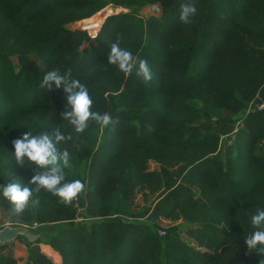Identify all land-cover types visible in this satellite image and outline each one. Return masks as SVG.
I'll return each mask as SVG.
<instances>
[{"label":"trees","instance_id":"trees-1","mask_svg":"<svg viewBox=\"0 0 264 264\" xmlns=\"http://www.w3.org/2000/svg\"><path fill=\"white\" fill-rule=\"evenodd\" d=\"M108 1L0 0V187L12 179L27 185L42 171L27 160L17 165L12 141L28 131L52 136L54 129L72 137L57 145L71 157L65 182L86 185L71 203L42 189L33 196L39 205L18 215L0 192L11 220L42 234L62 257L55 262L23 234L26 262L264 264V255L244 242L252 215L264 209V110L249 108L264 85V0H176L146 18L134 10L167 0H116L129 11L107 15L82 45L86 33L73 21ZM183 4L197 8L190 24L179 19ZM118 39L148 61L150 82L108 63ZM52 70L86 85L91 110L118 123L105 128L90 120L76 133L62 115L71 111L63 85L41 86ZM225 114L242 123L228 143L219 144L218 130L195 128L201 117ZM147 194L154 196L146 200ZM79 199L89 223L58 227L75 220ZM141 217L181 218L196 242L179 231L160 235ZM9 244L0 243V264H18L5 252Z\"/></svg>","mask_w":264,"mask_h":264},{"label":"clouds","instance_id":"clouds-1","mask_svg":"<svg viewBox=\"0 0 264 264\" xmlns=\"http://www.w3.org/2000/svg\"><path fill=\"white\" fill-rule=\"evenodd\" d=\"M196 13L197 8L193 4H183L179 19L184 24H190ZM120 43L118 39L111 44L108 63L117 65L126 75L135 70L137 76L142 77L145 82H150L153 79V72L148 61L137 59L129 50L121 48ZM53 83L57 89L63 85V90L68 94L67 103L71 106V111H65L62 115L74 127L76 133H83L88 128L90 120L105 128L118 123V120H114L109 113L100 114L91 110L92 97L86 85L79 80H70L58 70H52L44 75L41 86L51 89ZM71 138L62 135L59 129H54L52 136L47 133L34 135L28 131L12 141L17 165L24 166L27 160L42 169L31 176L27 185L12 179L0 187L3 197L12 205L14 214H22L30 203L38 206L40 201L38 198L33 199V196L42 189L59 197L64 203H71L85 192L86 185L80 179L65 182L64 168L70 166L71 157L69 151H61L57 145ZM32 185L35 187H31ZM250 226L253 231L244 242L249 251L256 250L264 255V209H257L252 215Z\"/></svg>","mask_w":264,"mask_h":264},{"label":"rangeland","instance_id":"rangeland-1","mask_svg":"<svg viewBox=\"0 0 264 264\" xmlns=\"http://www.w3.org/2000/svg\"><path fill=\"white\" fill-rule=\"evenodd\" d=\"M175 2L176 0H167L164 3L156 2V3H151V4H145L142 7H140L138 10H134V11L138 15L139 18H146L149 15L159 14L163 8L173 5ZM108 5L110 7H108ZM105 8L108 9L107 13L102 12V10ZM119 11H129V9L124 7L118 1L111 0V1H108L107 5L103 6L100 9L98 14H100L99 16H101V18H98L99 21L97 19L96 22H92L88 24L86 19H89V16L91 14L88 16L79 18L77 20H74L72 23V27L80 29L86 33V38L83 40L82 45L94 39L97 33L95 35L93 34L95 33L97 27L99 28L102 26L104 19L107 15L117 13ZM12 59H13L14 64L17 65L18 63H17L16 57L13 56ZM263 99H264V85L258 91L255 97V100L250 104L249 108L250 109L254 108L256 102L263 100ZM225 115H226L225 117L221 116V117H215L212 119L208 117H201L195 122V128L198 130H206V129L218 130L220 132L219 138H218L219 144H221L222 142L224 144L228 143L229 142L228 136L233 137L235 130H237L238 126L242 123L239 124L238 121L231 120L230 115L228 114H225ZM223 123L225 125H223ZM157 166L158 165L156 162L154 161L150 162L151 168H155ZM147 195L148 196L146 197V200H151L152 197L154 196L153 194H147ZM143 201H144V198H143L142 192L140 190H137L135 193V203L141 206L143 204L142 203ZM145 202H148V201H145ZM76 203L78 204V212H77L75 220L68 221V222H60L57 224L58 227L74 226V225H78L80 222H86L87 224L89 223L88 222L89 218L86 216V214H84V206L81 204L82 203L81 199L76 200ZM6 221L13 222L10 218V214L7 211L1 209L0 210V222H6ZM139 221L143 222L144 224L145 223L149 224V227L155 228L160 235L179 231L181 235L183 236V238L187 239L188 241L192 243L196 242L195 240H193V238L188 237L185 234V229L188 227L189 223L187 221H184L181 218L171 219L170 217H155V218L149 219L147 217H141ZM13 225H20V224L13 222ZM47 229L51 231L54 228L52 227V225H48ZM22 235L23 234L19 235L18 237L10 241L9 242L10 244L8 245V248L6 249L5 252L6 254L13 255L17 259L18 264H33L32 262H26L27 243L26 241H24ZM33 239L39 244L41 250H44V251L47 250V252H49L52 255L51 258L53 257L58 262L61 261L62 257L59 254V252L56 251L50 245L48 247L46 246V244L48 243H46L45 237L42 234H39L38 237L35 236Z\"/></svg>","mask_w":264,"mask_h":264},{"label":"water","instance_id":"water-1","mask_svg":"<svg viewBox=\"0 0 264 264\" xmlns=\"http://www.w3.org/2000/svg\"><path fill=\"white\" fill-rule=\"evenodd\" d=\"M20 234H24L30 239L35 237V234L31 233L27 226L4 225L2 228H0V243L10 242Z\"/></svg>","mask_w":264,"mask_h":264},{"label":"built area","instance_id":"built-area-1","mask_svg":"<svg viewBox=\"0 0 264 264\" xmlns=\"http://www.w3.org/2000/svg\"><path fill=\"white\" fill-rule=\"evenodd\" d=\"M108 7H109V5H108ZM99 11L96 12V13H94V14H92V15H90L89 18L92 17L93 15H96V16L99 17V15H100V14H98ZM99 28L97 27V29H96V31H95V33L93 35H95L97 33V31H98ZM255 107H257L258 109H263L264 108V99L256 102ZM4 225H13V222H8V221H6V222H0V228H2ZM20 225L27 226V224H20ZM35 225H37V223L36 222H33L32 226H35Z\"/></svg>","mask_w":264,"mask_h":264},{"label":"crops","instance_id":"crops-1","mask_svg":"<svg viewBox=\"0 0 264 264\" xmlns=\"http://www.w3.org/2000/svg\"><path fill=\"white\" fill-rule=\"evenodd\" d=\"M46 246L48 247L49 246V244H46ZM44 251V250H43ZM47 255H49L50 257L52 256L49 252H47V250L46 251H44ZM53 258V257H52ZM53 260L54 261H56L54 258H53ZM56 262H58V261H56Z\"/></svg>","mask_w":264,"mask_h":264}]
</instances>
